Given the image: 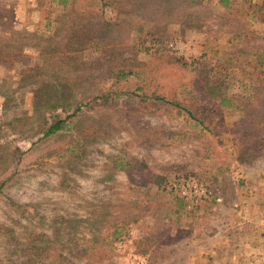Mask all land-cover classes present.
I'll return each mask as SVG.
<instances>
[{"label":"rangeland","instance_id":"1","mask_svg":"<svg viewBox=\"0 0 264 264\" xmlns=\"http://www.w3.org/2000/svg\"><path fill=\"white\" fill-rule=\"evenodd\" d=\"M58 1L0 0V264H264V138L241 144L255 129L244 103L264 86V0L182 7L186 27L167 0L178 10L156 18L158 33L75 0L95 30L103 8L118 59L97 65L103 49L90 43L57 75L39 71L36 43L59 40L45 31ZM119 63L137 76H104ZM219 72L220 109L209 91ZM59 92L81 112L44 137L69 113L38 101Z\"/></svg>","mask_w":264,"mask_h":264},{"label":"trees","instance_id":"2","mask_svg":"<svg viewBox=\"0 0 264 264\" xmlns=\"http://www.w3.org/2000/svg\"><path fill=\"white\" fill-rule=\"evenodd\" d=\"M45 1L46 0H38L39 8H41L42 10H44V8L46 7ZM54 1L56 0H53V2ZM102 1L103 7H114L117 10L119 16L125 18V21H121V23H123L122 25H124L126 22L133 21L135 23V27L131 29L137 30L139 28H148L149 33H158L161 31H165L167 25H164L162 27V25L157 23L156 18H158L159 20H166L170 17H173L179 8L180 10L178 11V13L182 15L175 19L174 24H179L180 26L186 27L187 17L185 14H183V9L185 7L190 8L198 6L203 3V0H169L179 2V7L178 9H176L174 6L166 4L167 0ZM235 1L236 0H220V3L227 6ZM49 7H52V4H50ZM70 7L71 9L69 10ZM61 8L64 9V11H61ZM56 9V13H58L56 17L55 15H53L55 12L54 9L52 11V14H48L46 18L45 31L48 33H53V37H59L58 41L51 45L47 44V42L42 44L39 40H37L35 34H30L31 40L38 41L36 44L38 46L39 55H41L42 59V65L39 69L40 72L45 73L48 68H53L55 74L59 75L65 67L69 68L68 64L71 61L78 62L83 57L84 52L89 47L90 43L99 44L103 49L100 58L95 61L97 65L102 66L104 62L107 63V61H109L111 58H114L115 60L118 59L115 56V48L112 46L115 44V41L108 39L104 35V33L111 27V25L105 18L103 8L102 11L98 12V19L102 27L98 28L97 30H95L94 28H89L90 23H92V19L94 18L93 15H95L93 10L81 8L75 0H59ZM142 10L143 13H140L142 12ZM260 11L264 12V2L260 7ZM69 14L72 15L71 19L69 20L70 22L65 23L63 19ZM261 20L264 22V17ZM127 26L129 29V25ZM240 36L242 37V35ZM4 46L6 48L10 47L9 45H3L1 47L2 49L0 50V58L7 55L8 50L4 48ZM122 63L116 64L113 67L111 66L109 69H107V71L104 72V76H107L108 74L112 78L114 77L119 80L137 76V73L131 67H126V65H123L122 68H119ZM218 75V79H216L215 82L211 83L209 91L213 93V95L218 96V108L220 109L226 107L228 99L225 97V95H223V93H221V87L224 85V81L226 79L225 77H223L222 72H219ZM67 92L71 94L74 92V89L72 87H69V89H67ZM57 94L59 96H57V99H55L53 102L48 100L45 103H41V101L39 100L38 103L41 104L42 107H45L47 112L55 113L59 109H61L63 112H67L69 114L65 119L59 118L58 116L55 117L52 122H46V125L43 129L44 137L54 136L59 132L67 129L69 127L70 120L77 117L81 112L82 105H80L76 101H73V103H71V101L66 98L65 93L59 92ZM100 94L99 95L101 96V98H103V94H106V92L103 91V93ZM252 96L253 97H250L244 103L245 110L247 111L250 108L258 110L260 106H264V86L261 88L256 87ZM156 99L162 100L161 97H156ZM175 105L180 109L182 116L186 117L185 114L187 113L189 117L191 116V118L199 121L200 124H203L202 121L198 117H195L189 109L181 107L179 103H175ZM247 111H245V118H247L248 125L255 127V129L250 130L241 138L242 146L249 145L257 139L264 138V130L259 129L261 125H264V114L258 112L253 115L252 113ZM183 112L186 113L184 114Z\"/></svg>","mask_w":264,"mask_h":264}]
</instances>
